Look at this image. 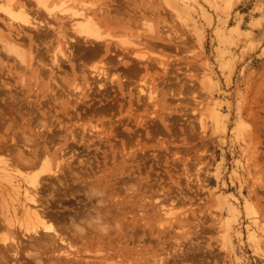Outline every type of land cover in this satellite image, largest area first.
<instances>
[{
  "label": "rangeland",
  "instance_id": "obj_1",
  "mask_svg": "<svg viewBox=\"0 0 264 264\" xmlns=\"http://www.w3.org/2000/svg\"><path fill=\"white\" fill-rule=\"evenodd\" d=\"M13 1L55 27L24 28L0 10V31L26 54L23 62L0 44V167L18 152L47 162L43 172L27 169L42 174L34 206L57 228L46 232V256L264 264V0H56L73 9L49 15L32 0ZM74 9L102 33L98 48L58 41L76 33ZM102 67L105 78L92 71ZM2 173L0 264H22L40 252L26 246L24 206Z\"/></svg>",
  "mask_w": 264,
  "mask_h": 264
},
{
  "label": "bare ground",
  "instance_id": "obj_2",
  "mask_svg": "<svg viewBox=\"0 0 264 264\" xmlns=\"http://www.w3.org/2000/svg\"><path fill=\"white\" fill-rule=\"evenodd\" d=\"M171 2H174V0H170ZM186 1V0H185ZM214 1H217V0H214ZM32 2H35L39 7H42L43 9H45V11L47 10L49 13H48V15L49 14H52V12L56 9V8H58L59 9V11H67V10H71V9H73L72 7H68V6H64L63 5V2L62 3H58L56 0H53V1H51V0H32ZM30 7L29 6H27L26 5V3H24V2H22V3H19V4H16L13 0H3L2 2H0V10L1 11H3L4 12V15L5 16H7L8 18H9V20H10V22L13 24V23H15V22H17L18 24H20V26L21 25H23L24 26V28L25 27H30V28H43L42 26H44L43 25V23L44 24H46V26H47V24L48 25H50L52 28H55V27H53V25H54V23L51 21V20H48V19H45V20H47L46 21V23L44 22V19H40V17L41 16H39V14L38 15H36L38 12L36 11V10H32L31 8L29 9ZM58 9H56V10H58ZM61 9V10H60ZM34 12V13H33ZM56 13H57V11H55ZM72 13H71V15L73 16L72 17V19H71V26H72V29H74V31L76 32L73 36H70L69 38H63V37H66V35L64 34V33H62V31H58V33H60L61 34V38H63V40L62 41H60V40H58L60 43H64V44H67L66 46H67V48L68 49H70V46L71 45H73V44H71V41L70 40H74V39H78V41H79V39H84V41L86 40V43H91V44H94L95 45V43H96V46H94V48L96 47V48H98L99 47V42L97 43V42H95V41H100V43L102 42L101 40H100V38L103 36L102 35V33L100 34L99 32V29H98V27L95 25V23H94V21H93V19L91 18V16L86 12V11H79V10H77V9H74V11L72 10L71 11ZM54 14V13H53ZM44 18V17H43ZM48 28H49V26H48ZM46 29V28H45ZM78 34V35H77ZM59 37V36H58ZM75 40V41H76ZM78 41H76L75 43H77ZM58 42V43H59ZM82 42H83V40H82ZM95 42V43H94ZM72 43H74L73 41H72ZM74 43V44H75ZM0 44L1 45H3L4 46V48L6 49V51L7 52H10V53H14L16 56H18V58H20L21 59V61H23V62H25L26 61V54L23 52V50L20 48L23 44L22 43H20V41H18L17 39H15L14 37H11L10 35H6V34H4L3 32H2V30L0 31ZM78 44V43H77ZM60 45V44H59ZM2 46V47H3ZM56 46H58V45H56ZM74 46V45H73ZM93 47V46H92ZM59 48V47H58ZM93 48V49H94ZM92 49V48H91ZM57 50V49H56ZM56 50H54L56 53L54 54V59H55V61L57 60V62H58V56H57V51ZM71 50V49H70ZM60 51V50H59ZM95 51V50H94ZM61 52H63V50L61 49ZM64 53V52H63ZM71 55V54H70ZM93 72H94V74L96 75V76H99V77H106L107 76V71H106V68L105 67H102V68H100V69H94V70H92ZM91 71V72H92ZM109 75V74H108ZM108 78V77H107ZM112 81V80H111ZM114 81V80H113ZM76 87H79V85H76ZM151 92V91H150ZM152 93V92H151ZM7 97V96H6ZM75 97H76V95H75ZM150 97H152L151 95H150ZM7 99V98H6ZM9 101V100H8ZM12 101V100H11ZM5 102H7V101H5ZM14 102V101H13ZM7 105H9V104H7ZM6 105V106H7ZM10 105H11V103H10ZM21 105V104H20ZM7 107H9V106H7ZM16 108V107H15ZM17 109H18V107H17ZM16 109V110H17ZM11 110V109H10ZM15 110V109H14ZM15 110V111H16ZM19 110V109H18ZM11 114V113H10ZM12 115V114H11ZM15 115H16V113H15ZM21 115V114H20ZM17 116H18V114H17ZM22 116V115H21ZM20 116V117H21ZM2 118H3V116H2ZM13 118V117H12ZM16 118V117H15ZM19 118V117H18ZM17 120V119H16ZM0 122H2V121H0ZM12 122V121H11ZM15 122V121H14ZM35 122V121H34ZM5 123V122H4ZM16 123V122H15ZM23 124V123H22ZM28 124V123H27ZM17 125H18V123H17ZM16 125V126H17ZM32 125V124H31ZM7 126V125H6ZM29 126V125H28ZM20 127H21V125H20ZM13 128V127H12ZM15 128V127H14ZM33 128V127H32ZM11 130V129H10ZM14 131V130H13ZM28 131V130H27ZM25 132V131H24ZM37 132H38V130H37ZM30 133V132H29ZM44 133V132H43ZM7 134V133H6ZM10 134V133H9ZM18 134V133H17ZM20 134V133H19ZM23 134V133H22ZM32 134V133H31ZM39 134H40V132H39ZM58 134V133H57ZM13 135V134H12ZM16 135V134H15ZM21 135V134H20ZM28 135V134H27ZM37 135V134H36ZM49 136H50V134H48ZM52 136V135H51ZM53 136H54V134H53ZM58 136V135H57ZM70 137H71V135H69ZM69 136H68V138H69ZM9 137V136H8ZM28 137H29V135H28ZM55 137H56V133H55ZM60 137V136H59ZM72 137L75 139V135L74 134H72ZM6 138V137H5ZM10 138H11V136H10ZM9 138V139H10ZM12 138H13V136H12ZM26 138V137H25ZM48 138V137H47ZM52 139H54L53 137H51ZM65 138V137H64ZM20 139H22V141H23V138H20ZM19 139V140H20ZM56 139V138H55ZM80 139H82V138H80ZM28 140H32V139H28ZM83 140L84 139H82V140H80V141H82V143H83ZM86 140V139H85ZM4 141V140H3ZM21 141V142H22ZM50 141H51V139H50ZM53 141V140H52ZM55 141V140H54ZM6 142V141H5ZM19 142V141H18ZM47 142H48V140H47ZM67 142H68V140H67ZM3 143V142H2ZM7 143V142H6ZM20 143V142H19ZM38 143V142H37ZM54 143V142H53ZM78 143V142H77ZM14 144V143H13ZM12 144V145H13ZM35 144H36V142H35ZM39 144V147H41L40 145V143H38ZM49 144V143H48ZM52 144V143H51ZM70 144V143H69ZM69 144H68V146H69ZM85 144H86V142H85ZM11 145V144H10ZM11 145V148H10V146L8 147L7 145H5L6 146V148H8V149H6V150H10V149H12L13 147H14V145L12 146ZM24 145V144H23ZM26 145V144H25ZM50 145V144H49ZM53 145V144H52ZM72 145V144H71ZM4 146V147H5ZM18 146H20V145H18ZM22 146V145H21ZM1 147H2V145L0 146V149H1ZM30 147V146H29ZM50 147H51V145H50ZM53 147V146H52ZM79 147V146H78ZM19 148V147H18ZM28 148V147H27ZM85 148V147H84ZM14 149V148H13ZM41 149V148H40ZM46 149H47V147H46ZM5 150V149H4ZM22 150V149H21ZM28 151V150H27ZM39 150H37V152L35 153V155L37 154L38 155V152ZM54 151V150H53ZM58 151V150H57ZM3 152H5V151H3ZM12 152H13V150H12ZM29 152V151H28ZM40 152H41V150H40ZM44 152V150L40 153V158H41V156H42V154L43 155H45V154H49L46 150H45V152H47V153H43ZM60 152V151H59ZM6 153V152H5ZM9 153V152H8ZM14 153V152H13ZM13 153H10V154H13ZM19 154H17V153H15V164H13L12 166H11V163H6V165L5 166H2L3 167V169H1V172H2V170H3V173L2 174H4L3 176H5L6 177V179H4V180H7L8 179V183H14V188H13V191H11V192H14L13 193V196L14 197H12V200H14V199H17V200H22V204H20V205H22V206H24V208L23 207H21V208H23L24 210H22L21 212H22V214H20L21 215V224L24 226L23 227V232L25 231V232H28L27 234L28 235H26L25 234V236H27L28 237V240H29V238H31V241L29 240V242H28V240H27V245H26V241L24 240V245H26L27 247H28V245H33V244H35V245H37V247H34V246H29L28 247V250H30V248H32V247H34V248H37V249H35V252L36 251H38L37 253L39 254V252H40V254L38 255L37 253H35V254H37L38 256H33L32 258L30 257V258H28L27 259V255H28V252H27V250H25L27 247L26 246H24V245H21V250H22V248L27 252V253H25L23 250V252L25 253V254H27L26 256L23 254V258L25 259V261H23V263L24 264H57L56 263V261H54V260H58L59 258H60V256H57V257H55V256H46V254L48 253V251L51 249L50 247L52 246H50V247H48V241H47V238H49V232L48 233H46L47 231H52V233H51V235L50 236H52V235H54L53 234V231H56V229L57 228H55L56 226H54L53 224H51V223H49V224H46V220L45 219H47L46 217H45V215H46V213H45V215H44V211L42 210H40V208H38V206H34L36 203H37V196H36V194L39 192V189H38V192L36 191V188H37V186L39 185V182L41 181V178H40V175H42V174H40L39 175V171H37L38 169H36L35 168V170L37 171V174H29L30 173V171L33 169V171H34V166L37 164V160H34V161H32L31 159H28V155L27 156H22L21 154H20V152H18ZM30 154V156H31V153H29ZM63 154V153H62ZM61 154V155H62ZM6 155V154H5ZM9 155V154H8ZM21 155V156H20ZM60 155V156H61ZM16 156H20V157H18V158H16ZM46 156V155H45ZM32 157V156H31ZM34 157V156H33ZM44 157V156H43ZM39 158V157H38ZM39 158V159H40ZM48 158V157H47ZM37 159V158H36ZM51 159V158H50ZM62 159V158H61ZM3 160V159H2ZM6 160H7V158H6ZM5 160V161H6ZM9 160H11V159H9ZM27 160V161H26ZM42 160H44L43 158H42ZM41 160V161H42ZM46 160L47 159H45V161H42V162H46ZM14 161V160H13ZM25 161L27 162V164L25 163ZM31 162V163H29V162ZM8 162V161H7ZM39 162H40V160H39ZM57 162V161H56ZM60 162V161H59ZM13 163V162H12ZM47 163V162H46ZM46 163H43L44 165L46 164ZM50 163H52L51 161H50ZM49 163V161H48V164H50ZM40 163H38L36 166L37 167H41L40 169H41V171L43 172V170L45 169L44 168V165H42V163L40 164V165H42L43 166V168L44 169H42V166H38ZM3 165H4V163H3ZM1 166V165H0ZM13 166H15V167H13ZM18 166H22V167H24L25 168V170H27V169H29V170H27V171H24L23 169L21 170V169H19V168H17ZM46 166V165H45ZM48 166V165H47ZM46 166V167H47ZM49 166H51V165H49ZM2 167H0V168H2ZM33 167V168H32ZM68 167V166H67ZM21 168V167H20ZM47 168H49V167H47ZM47 168H46V171H47ZM79 168V167H78ZM12 169H13V171H15V172H19V174H14L13 173V171H12ZM17 169V170H16ZM19 169V170H18ZM67 169V168H66ZM69 169V168H68ZM90 169V168H89ZM50 170V169H49ZM56 170H58V169H56ZM55 170V171H56ZM78 170V169H77ZM23 171L24 172H26V174H24L23 173ZM68 171H71V170H68ZM73 171V170H72ZM80 171V170H79ZM0 172V173H1ZM53 172V171H52ZM49 173V172H48ZM44 175L45 174H47V173H43ZM51 175H52V173H50ZM48 175V174H47ZM49 176V175H48ZM58 176V175H57ZM63 176V175H62ZM46 178V177H45ZM47 178H49V177H47ZM42 180H43V178H42ZM52 180V179H51ZM51 180H50V182H51ZM58 180H59V178H58ZM56 181V180H55ZM63 181V180H62ZM62 181H60V182H62ZM4 182H6V181H4ZM31 182V183H30ZM52 182H54V179L52 180ZM85 182V181H84ZM28 183H30V184H28ZM57 183V182H56ZM56 183H53V184H55L56 185ZM59 183V182H58ZM25 184H27V185H25ZM43 184V183H42ZM88 184V183H87ZM10 185V184H9ZM33 185V186H32ZM60 185H62V184H60ZM86 185V184H85ZM6 186V185H5ZM7 186H8V184H7ZM13 186V185H12ZM10 187V186H9ZM40 187H41V185H40ZM50 187H51V184H50ZM55 187H57V186H55ZM7 188V187H6ZM39 188V187H38ZM85 188H86V186H85ZM94 188V187H93ZM92 188V189H93ZM9 189V188H8ZM10 189H11V187H10ZM9 189V190H10ZM42 189V188H41ZM44 189V188H43ZM2 190H4V189H1L0 190V192L2 193L3 191ZM57 190V189H56ZM62 190V189H61ZM86 190V189H85ZM5 191V190H4ZM7 191V190H6ZM10 192V191H9ZM0 193V194H1ZM8 193V192H7ZM45 193V192H44ZM2 195H5V194H2ZM7 195V194H6ZM20 195V197L18 198V196ZM62 195V194H61ZM3 197V196H2ZM3 200V199H2ZM1 200V201H2ZM12 200H10V201H12ZM5 201V200H4ZM43 201V200H42ZM47 201V200H46ZM6 202H8V201H6ZM13 202V201H12ZM103 202V201H102ZM4 203V202H3ZM9 203H11V202H9ZM47 203V202H46ZM39 204V203H38ZM41 206V205H40ZM46 206H44V208H45ZM93 207H96V206H93ZM41 209H43V208H41ZM94 209V208H93ZM9 210H10V208H9ZM18 210H21V209H19V207L18 208H16L14 211H15V213L17 214V212H19ZM86 210V209H85ZM101 210V209H100ZM47 211V210H46ZM84 211V210H83ZM92 211V210H91ZM107 211V210H106ZM20 212V213H21ZM48 212H51V211H48ZM82 212V211H81ZM86 212V211H85ZM89 212V211H88ZM87 212V213H88ZM89 213H92V212H89ZM96 213V212H95ZM98 213V212H97ZM100 213V212H99ZM102 213V212H101ZM47 214H49V213H47ZM106 214V213H105ZM80 213H79V216H78V218L80 217ZM87 215V214H86ZM89 215V214H88ZM91 215V214H90ZM96 215V214H95ZM47 216V215H46ZM50 216V215H49ZM53 216V215H52ZM73 217H74V215H72ZM83 216H84V214H83ZM94 216V215H93ZM85 217V216H84ZM92 217V216H91ZM54 218V217H53ZM83 218V217H82ZM81 218V219H82ZM96 218H97V216H96ZM100 218H101V216H100ZM109 218V217H108ZM51 219V218H50ZM77 219V218H76ZM84 219H86V218H84ZM104 219V218H103ZM6 220H7V218H6ZM49 220V219H48ZM74 220V219H73ZM72 220V221H73ZM97 220V219H96ZM77 221V220H76ZM88 221H89V219H88ZM90 222V221H89ZM65 223V222H64ZM73 223V222H72ZM75 223V222H74ZM74 223H73V225H74ZM80 223V222H79ZM67 224V223H66ZM91 224V223H90ZM64 225V224H63ZM72 225V224H71ZM70 225V226H71ZM61 226V225H60ZM75 226V225H74ZM77 226H79V224L78 225H76V227ZM82 226V225H81ZM67 227V226H66ZM65 227V228H66ZM63 228V227H62ZM58 229H60V228H58ZM15 230V229H14ZM79 230H80V228H79ZM82 230V229H81ZM59 231V230H58ZM62 231V230H61ZM87 231V230H86ZM17 232V231H16ZM82 232V231H81ZM55 233V232H54ZM61 233V232H60ZM68 233H70V232H68ZM90 233V232H89ZM23 234V233H22ZM46 234H48V235H46ZM71 234V233H70ZM85 234V233H84ZM83 234V235H84ZM15 235V234H14ZM20 235V234H19ZM45 235L47 236V238L45 237ZM56 235L57 234H55V237H56ZM22 237V236H21ZM20 237V239H22ZM59 237H60V235H59ZM14 238V237H13ZM51 238V237H50ZM12 240V239H11ZM20 241H23V240H20ZM57 241H58V239H57ZM64 241V240H63ZM54 242V241H53ZM61 241H59V243H60ZM65 242V241H64ZM9 243V242H8ZM13 243V242H12ZM14 243H15V240H14ZM21 243V242H20ZM30 243V244H29ZM33 243V244H32ZM62 243V242H61ZM53 244V243H52ZM6 245V244H5ZM17 245V244H16ZM59 245V244H58ZM57 245V246H58ZM64 245V244H63ZM7 246H9V244L7 245ZM15 246V245H14ZM56 246V245H55ZM11 247V246H10ZM19 246L17 245L16 246V248H18ZM40 249H39V248ZM2 248V247H1ZM34 248H32L31 250L33 251V249ZM39 249V250H38ZM49 249V250H48ZM1 250V249H0ZM13 250V249H12ZM11 250V251H12ZM31 250H30V252H31ZM64 250V249H63ZM62 250V251H63ZM20 250H17V252L18 253H20L19 252ZM15 253H16V251H14ZM47 252V253H46ZM67 252V251H66ZM4 253V252H3ZM17 253V254H18ZM8 254H10V253H8ZM41 254H45V255H41ZM49 254V253H48ZM54 254H56L57 255V253H54ZM61 254H63V253H61ZM67 254V253H66ZM69 254V253H68ZM5 256V255H4ZM32 256V255H31ZM66 256V255H65ZM10 257V256H9ZM14 257V256H13ZM70 257V256H69ZM1 258L3 259V255H1ZM5 258V257H4ZM15 258V257H14ZM13 258V259H14ZM21 258V257H20ZM20 258L18 259V257H17V259L16 260H19V262L21 261L20 260ZM71 258V257H70ZM62 260H63V257L61 258ZM78 259V258H77ZM3 260H5L6 261V258L5 259H3ZM70 260V259H69ZM79 260H81V259H79ZM11 262H12V260H10ZM14 261H15V259H14ZM2 262V261H1ZM6 263V262H5ZM18 263V262H17ZM21 263V262H20ZM22 263V264H23ZM16 264V263H15ZM19 264V263H18ZM63 264H64V262H63Z\"/></svg>",
  "mask_w": 264,
  "mask_h": 264
}]
</instances>
